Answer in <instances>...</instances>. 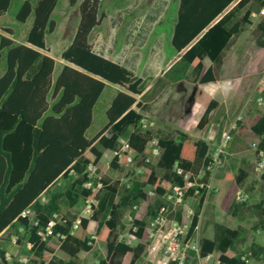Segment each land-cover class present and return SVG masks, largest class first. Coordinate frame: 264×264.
Wrapping results in <instances>:
<instances>
[{"label":"trees","instance_id":"16d2710c","mask_svg":"<svg viewBox=\"0 0 264 264\" xmlns=\"http://www.w3.org/2000/svg\"><path fill=\"white\" fill-rule=\"evenodd\" d=\"M63 1L0 0V20L32 21L24 43L18 42V32L0 28V264H90L86 256L96 241L108 248V258L98 264H136L149 249L159 210L171 206L168 197L176 186L185 188L186 175L208 184L189 189L183 204L169 216L187 224L184 205L197 198L190 236L199 226L209 194L218 208L241 221V212L251 210L256 217L250 223L252 231H264V198L248 205L254 187L241 190L251 166L255 172L264 153V113H244L237 99L211 100L198 125V130L219 127L216 141L210 142L181 130L164 133L156 125L146 129L140 111L168 86L184 81L191 68L198 85L216 82L225 58L251 34L256 47L264 49V0H178L170 46L179 60L162 76L147 79L94 51V34L107 19L105 0H67L80 18L62 55L69 65L56 75L57 61L46 52L48 38L57 30L54 13ZM254 14L262 19L251 33ZM111 86L124 90H118L105 107V126L91 137L104 107L102 98ZM257 93L264 100V84ZM230 119L236 127L227 143L247 130L260 141L253 148L223 146L222 157L227 155L230 164L212 174L208 166ZM126 142L134 155L132 163L121 152ZM90 166L105 170L97 178ZM176 168L183 173L179 175ZM219 171L221 176H216ZM261 179L264 182V173ZM239 191L247 196L243 203L237 202ZM92 199L98 205L87 215L83 205ZM143 205L146 210L139 217ZM27 211L31 214L24 217ZM126 216L137 241L116 244L112 239ZM92 222L98 224L94 237ZM10 228L14 238H3ZM24 246L30 252L22 259L19 252ZM200 248L202 257L213 254L220 264H264V245L249 243L247 234L225 223L215 225L213 239L201 237ZM113 254L123 261H109Z\"/></svg>","mask_w":264,"mask_h":264},{"label":"rangeland","instance_id":"374dc122","mask_svg":"<svg viewBox=\"0 0 264 264\" xmlns=\"http://www.w3.org/2000/svg\"><path fill=\"white\" fill-rule=\"evenodd\" d=\"M79 1L83 2V0ZM177 3L178 0H105L104 11L107 14V19L103 21L102 25L95 32L94 44L96 43L95 40H97L99 37H103L101 39L103 40L104 44H102L101 47L109 55L115 53L119 46L115 41L121 42L122 38L125 39L124 36L127 33L130 34L138 31H155L156 34L153 36V39H151L152 41L145 45L141 51L138 49L137 51L140 53L138 54L139 56H144V60L142 61L141 65L145 66L147 57L151 53V50H153V43L156 45L159 40L160 43L154 47L155 49L151 59H153L156 62V66L160 68L163 65V57L165 55L164 53L166 52L167 55L172 53L169 45L166 46L165 52L163 48L164 41L166 40L167 42L169 40V34L171 35L172 32V27L177 14ZM79 17V10L77 8H71L67 0L61 2L54 13V19L57 22V30L48 38L49 52H46V54L57 60L58 65L56 69V75L60 73L66 63L63 60L62 55L72 42L76 31L74 28L79 21ZM261 19L262 18L260 15L254 17V26L248 28L250 29L251 33H253L254 29L261 22ZM161 21H163V24L158 27ZM31 25L32 21L28 24H20L12 17H5L0 20V28L8 27L14 32H18V41L22 43L26 41ZM164 34H166V37L168 36L167 39H165ZM226 65L229 68L226 76L229 78L241 79L240 81L243 83L244 89L248 94L247 96L249 101L247 102V108L244 111L246 112V110L249 109L250 111L259 110L264 112V100H262V98L257 93L258 87L262 85L264 80V49H259L256 47L252 34L247 40H241L236 43L226 59ZM150 72L151 74H156L155 72L157 71L151 70ZM183 85H186L185 87H187L186 93L182 89L184 86L176 87L175 94L173 93L169 96L170 98L168 101L169 104L167 103L168 105L165 106L157 101L154 103H147L146 106L141 110V112L146 115L148 120L154 121L156 123L157 129L159 121L161 120L162 122L169 124L164 126V129H166L165 131L169 132L172 130V125H170V120L172 117L186 115L190 111L192 113L194 99L199 95L198 88L194 84V76L192 72L190 73L188 80ZM120 89L123 90V88L120 86H111V88L106 90L101 101L104 107H102L98 113L95 130L90 132L91 137H95L97 134H99L105 126V107L109 106L112 98ZM192 96H194V98ZM201 107V105L200 107H195V111L197 109H202ZM226 123L227 125L224 129L225 135L223 140L228 138L229 132L236 127L233 119H230ZM184 131L191 135L196 134L195 132L193 133L191 127L184 128ZM218 131V126L212 127L210 134L211 137H215ZM127 134H129V131L126 133V135ZM236 142L237 138L232 136L230 141L226 144H228L231 149H234L237 146ZM256 143L258 142L248 137V148H253L254 144ZM228 164H230V159L226 155L223 158V164L219 170L224 169L226 167L225 165ZM251 169L252 172L250 178L243 186H241V190L244 192H246L248 186L253 185L254 187L252 193L248 194V205H252L258 202L261 198H264V182L261 179V174L254 172L253 166H251ZM100 170H105V167L102 166L100 169H98V172ZM86 207L87 203L83 205V211H85ZM189 211H193V213H195L194 208L190 206L186 207L187 224L192 221V217H188ZM144 212L142 210L140 212V216H142ZM241 217L244 218L243 221L239 220L238 218L231 217L222 211L215 205L213 195L209 194L203 207V212L200 219L202 224L210 223L206 229L205 236H213L214 224L218 222L228 224L232 228L241 229L245 234H247L249 243L254 241L261 242V240L264 238V232L255 233L251 228L250 223L256 218L252 211H242ZM127 224L128 229H131L132 222L129 218L127 220ZM92 231L95 230L92 229ZM127 232L128 233L123 238V241L128 239L130 230ZM201 236L202 235L200 232V238ZM102 245L103 244H99V248L102 247ZM164 257L165 254L163 253L161 258L164 259Z\"/></svg>","mask_w":264,"mask_h":264},{"label":"crops","instance_id":"0c3cea01","mask_svg":"<svg viewBox=\"0 0 264 264\" xmlns=\"http://www.w3.org/2000/svg\"><path fill=\"white\" fill-rule=\"evenodd\" d=\"M127 34L124 36L125 39L122 38L121 42L115 41L118 43L119 46H118L115 53L109 54V55L101 47L102 44H104L103 40L101 39L103 37H99V38L97 37L98 39L95 40L96 41L95 44H94V38H93L94 51L97 54L102 55V56L106 57L107 59H110V60L124 66L125 68L134 72L137 76L144 78V79H147L150 77L157 78V77L162 76L165 72H167L179 60V56H173V50L170 46V40L172 37V32H171V35L169 34V40L167 41L168 43L166 42V40L164 41V48H163L164 52H165L166 46L169 45L172 53H170L169 55H167L166 52L164 53L165 55L163 57V65L160 68L157 67L155 64L156 62L153 59H151L152 55L154 53V49H155L154 47L160 43L159 40H158L156 45L153 43V50H151V53L148 55L145 66L141 65L142 61L144 60V56H142V55L139 56L138 54H140V53L137 51V49L139 51H141L145 45L149 44L152 41L151 39H153V36L156 34V32L155 31H152V32L138 31L135 33H130V34L127 33ZM165 35L166 34H164V37H165V39H167L168 36L166 37ZM20 43H22V42H20ZM227 57L225 58L222 67L220 69H217V72H216L217 81L216 82L200 86L196 83L195 78H194V84L198 88L199 95L197 98L194 99V104L192 107V113L190 111L186 115H182V116L180 115L178 117H172V119L170 120L171 121L170 125H172V130L169 132L165 131L166 129H164V126L169 125V124H166L160 120L159 124H158V129H157L158 131L173 134L176 130H181L185 133H188V132L184 131V128L191 127L193 133L195 132L197 134V135L193 134L194 135L193 136V135L188 133L192 137H194L196 139H204V140H207L210 142H215L217 135L215 137H211L210 134H211V128L215 127L217 125L210 126V127L206 126L203 130H198V125H199V123H200V121H201V119H202V117L206 111L207 103L210 102L211 100H214V99L218 100L220 103H227L229 99H231V100L237 99L236 101H237V103H239L241 105L242 111L244 113H247V114L251 113L254 115L264 113V112L259 111V110L250 111L249 109H247L246 112L244 111L247 108V102L249 101L248 96H247L248 94L246 93V91L244 89L243 83L240 81L241 79L229 78L226 76L227 72L229 70V68L226 65ZM57 65H58V63H57ZM66 65H69V63L66 62L64 66H66ZM206 65L209 67V66H211V63L207 60ZM151 70H153V71L156 70L157 71V72H155L156 74H151V72H150ZM191 72L193 73V68L190 69L188 76L184 81H182L178 84H172V85L168 86L158 96V98L156 100H154L153 102H150V103H154V102L158 101L160 104H163L165 106L168 105L169 104L168 101L170 98L169 96L173 93L175 94L176 87H178V86H180V87L184 86V87H182V89L186 93L187 87H185L186 85H183V84L188 80ZM193 76H194V74H193ZM229 95L231 96V98H229ZM192 97L194 98V96H192ZM137 99L140 100V97H137ZM146 104L147 103H145L144 107L146 106ZM200 105L202 106L201 107L202 109H200L202 111L197 109L198 111L196 110L197 111L196 112L195 107H200ZM144 116L146 118V115H144ZM146 120H148V119L146 118ZM156 127H157V125H156ZM130 132H131V130H130ZM248 137L254 139L256 142L260 141V138L256 134H254L251 130H247L244 134L239 135L237 137V142H236L237 148L246 147L248 144ZM221 172L222 171H219L216 176H221ZM251 172H252V169H250V175H251ZM249 178H250V176H249ZM248 179L246 180V182L248 181ZM261 199H263V198H261ZM258 202H256V203H258ZM198 204H199V201L197 198H189L186 201V204L184 206H186V207L190 206V207L194 208V210H196L198 207ZM142 210H143V212L146 210V205H143L140 208V211L138 213L139 217H141L140 212ZM201 216H202V214H201ZM128 218L131 220L130 216H126L124 218V221H123V226L119 229V231L113 237L112 241L114 243L117 244L119 242H122L123 238L128 233L127 231L130 230V229H128V224H127ZM217 223L218 222H216L214 224V227H213V236L209 237V236H205V232H206V229L210 223L202 224L201 219H200L199 232H201V235H202L201 237L213 239L214 235H215V225ZM97 226H98V224L96 222H92L90 228H92L93 230L96 231ZM92 229H90V236L94 237L95 231H92ZM261 232H264V231H258L255 233H261ZM14 233L15 232L10 228V229L5 230L1 236L3 238H14ZM259 243L264 245V238ZM99 244H103L102 247L99 248ZM29 252H30L29 248L27 246H24L20 249L19 257L23 259L24 257L29 255ZM162 254H163V252H160V251L151 253L150 250L148 249L147 253L143 257H141L137 261L136 264H160L161 261L163 260L161 258ZM86 258L91 259L90 264H98L101 259L108 258L107 245L105 243H101L99 241H96L94 250L91 253H87ZM109 261H114L115 263H121L123 261V257L120 255H117V254L116 255L113 254L109 258ZM189 264H193V262L190 261Z\"/></svg>","mask_w":264,"mask_h":264},{"label":"built area","instance_id":"2783aa9c","mask_svg":"<svg viewBox=\"0 0 264 264\" xmlns=\"http://www.w3.org/2000/svg\"><path fill=\"white\" fill-rule=\"evenodd\" d=\"M261 14H264V11H262ZM257 15L258 14H254L253 16L257 17ZM263 84L264 80L262 85ZM155 125L156 123L154 121H143V127L146 129L152 128ZM228 139L229 136L228 138L224 139L217 154L208 166V170L212 174H215L223 163L222 147L226 145V141H228ZM154 143H157V140H154ZM255 146L256 144H254V147ZM121 152L128 154V163L134 162V155L128 142H126L121 147ZM261 156L262 159L254 165V170L258 174L264 173V153H262ZM89 169L91 175L98 178V168L90 166ZM176 172L179 175L183 173L180 168H176ZM198 178H200V176ZM186 179L187 184L185 188L176 186L173 190V194L168 197V201L169 203H171V206L166 205L159 210L158 216L153 222L151 233L152 241L149 246V250L151 253L160 251L165 254V257L160 264H189L190 261H197V264H220V261L215 260L213 254L202 257L200 248L199 226L196 228L195 233L190 236V224L182 225L177 222V220L171 219L169 217L172 211H175L178 206L183 204L184 198L189 189L193 187H208L207 183H199L197 180H192L190 175H186ZM246 200L247 196L242 191H239L237 193V202L243 203ZM97 205L98 201L96 199L87 201V207L84 212L87 215H92L94 212V207H96ZM29 214H31V212L27 211L23 214V216L26 217ZM193 214V211H189L188 217H192ZM133 231L136 232L137 229L133 228ZM135 241H137V237L130 232L127 242L134 243Z\"/></svg>","mask_w":264,"mask_h":264},{"label":"water","instance_id":"95a60500","mask_svg":"<svg viewBox=\"0 0 264 264\" xmlns=\"http://www.w3.org/2000/svg\"><path fill=\"white\" fill-rule=\"evenodd\" d=\"M77 26H78V23L76 24V26H75V28H74V29H76V28H77Z\"/></svg>","mask_w":264,"mask_h":264}]
</instances>
